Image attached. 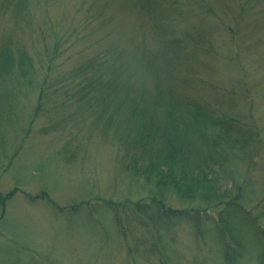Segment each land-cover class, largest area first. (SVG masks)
Listing matches in <instances>:
<instances>
[{
	"label": "rangeland",
	"instance_id": "rangeland-1",
	"mask_svg": "<svg viewBox=\"0 0 264 264\" xmlns=\"http://www.w3.org/2000/svg\"><path fill=\"white\" fill-rule=\"evenodd\" d=\"M0 61V264H264V0H0Z\"/></svg>",
	"mask_w": 264,
	"mask_h": 264
},
{
	"label": "trees",
	"instance_id": "trees-1",
	"mask_svg": "<svg viewBox=\"0 0 264 264\" xmlns=\"http://www.w3.org/2000/svg\"><path fill=\"white\" fill-rule=\"evenodd\" d=\"M147 1H151V0H147ZM2 58H3L2 62H8L10 59L8 55H4ZM172 112H173V107H171L170 112L168 110V113L170 114V116H173ZM176 120L173 118L172 120L168 121V124L165 125V127L163 128L162 131L159 130V126H156L153 123L148 124V127L146 128V131L144 132V135H143L141 148L146 150L148 148L147 146H150V148H151L153 143L160 142L166 148V149H164L165 154L161 153L160 162L150 161L147 168L144 169L143 171H139L140 170L139 167L137 168V167L133 166V168H131V170H133L138 176L145 177L149 181L152 177L156 176L159 179L158 184L159 185L162 184L160 186L173 187L175 190L178 189V185H179L178 182L175 180V177H174V173H175L174 160H175V157L177 155V148H176L177 138L175 136V133H177L179 131V128H180V122L176 121ZM214 124L216 126L221 127L222 126L221 124H224V123H223V120H217L216 119L213 122V125ZM164 155H165V158H164L165 160L162 161V158ZM13 195L14 194L7 196V199H5V200L0 198V202L4 205L8 199L13 197ZM140 205L135 206L134 209H136L138 211V213L142 216H149V214H150L149 211L145 212V211L141 210ZM227 205L228 206L230 205L229 207L233 206L231 203H228ZM163 206L164 205L161 204V209L157 213V215H160V217L162 219V220L160 219V222L163 221L164 219H166L165 217H166L167 213L172 214V215H176V216H182V217L187 216V212L179 211V210L174 211L172 209H170V210L165 209L164 210L162 208ZM236 207H240V206L237 205ZM111 209H113V208H111ZM161 210H163V212H164L163 215L160 214Z\"/></svg>",
	"mask_w": 264,
	"mask_h": 264
}]
</instances>
